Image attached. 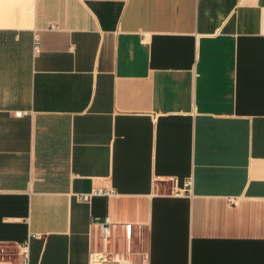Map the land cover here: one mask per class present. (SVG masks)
I'll list each match as a JSON object with an SVG mask.
<instances>
[{
    "label": "crops",
    "instance_id": "1",
    "mask_svg": "<svg viewBox=\"0 0 264 264\" xmlns=\"http://www.w3.org/2000/svg\"><path fill=\"white\" fill-rule=\"evenodd\" d=\"M97 216L135 264H264V0H0V264H90Z\"/></svg>",
    "mask_w": 264,
    "mask_h": 264
},
{
    "label": "built area",
    "instance_id": "2",
    "mask_svg": "<svg viewBox=\"0 0 264 264\" xmlns=\"http://www.w3.org/2000/svg\"><path fill=\"white\" fill-rule=\"evenodd\" d=\"M37 40V39H36ZM38 48V45H36ZM18 115L22 114L21 110L17 111ZM175 180L174 184V191H182L183 188L179 187L177 179ZM192 181L187 180L186 186L184 187V190H187V187L191 185ZM114 193V189L112 188H104V187H98L94 188L89 192H82L78 193L77 197L79 199L83 200H89L92 195L94 194H104V195H110ZM93 222L98 226L99 233L103 239V245L104 249L101 251H94L90 254V264H135L133 260L132 252L129 250L128 246V240H129V233L131 230V224L130 223H123L122 226L125 230V236H126V245L125 249L121 251H107L105 249V246L109 240V237L111 235L112 229L116 226V223L113 222L108 216L101 218L99 216L94 217ZM28 241L22 244V251L25 255H27L28 251Z\"/></svg>",
    "mask_w": 264,
    "mask_h": 264
}]
</instances>
